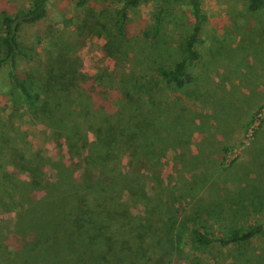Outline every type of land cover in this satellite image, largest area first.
<instances>
[{"label":"rangeland","instance_id":"rangeland-1","mask_svg":"<svg viewBox=\"0 0 264 264\" xmlns=\"http://www.w3.org/2000/svg\"><path fill=\"white\" fill-rule=\"evenodd\" d=\"M11 4L19 8L25 2L12 0ZM200 6L207 16L204 24L194 23L187 0H181L164 10L159 32L150 39L146 31L152 23L156 4L149 1L140 5L130 15L127 39L112 46L117 52L108 53L106 30L95 21L99 4L93 3L90 11L84 12L73 7L70 0H55L48 5L46 18L21 26L17 42L25 55L16 56V65L20 73H28L39 84L44 82L45 71L50 68L52 73L71 68L74 75L102 76L101 83L115 91L118 90L115 87L128 86L132 80H138L136 88L139 90L135 95L138 102L147 98L151 92L149 85L155 82L157 91L154 89L156 92L149 95L146 106L137 103V116L132 123L143 125L154 116L159 132L163 124L177 125L174 118L180 114L181 124L167 136L175 137V141L168 144H172L179 155L173 156V150L167 148L158 158L159 164L163 162L159 170L166 175L170 171L168 162H180V159L191 166L182 170V175L177 173L168 189L178 196L183 191L180 190L181 180L193 174L195 184L201 185L197 190L199 196L209 201L212 208L219 201V208L223 206L226 211L242 193H248L245 196L253 203L259 197L257 194L264 201L263 142L257 147L253 144L254 131L264 118V0L254 12L248 10L244 0H200ZM188 33L199 38L195 43L198 53L193 68L195 80L180 96H174L171 106H165L164 101L171 92L167 88L162 90L164 84L151 75V71L177 58V48L183 45ZM117 100L118 105H122L119 96ZM58 110L41 104L35 110L28 109L9 82L7 68H0L1 225H11L12 218L19 212L18 207L11 205L20 207L19 197L15 198L18 192H35L37 198L44 194L42 187L53 178L49 164L61 160L65 154L64 147L57 146L50 119L54 120ZM163 117L166 122L161 121ZM87 137L94 139L90 133ZM194 154L197 160L193 159ZM14 161L19 165L13 167ZM28 161H34L38 167L36 173L41 178V188L30 184V175L23 169L28 167ZM65 162L73 177L81 173L80 158L67 156ZM240 164H244L243 170L237 167ZM244 184H254L257 189L249 191ZM49 192L53 193V189ZM121 200L130 204L125 194ZM242 201L245 202V198ZM132 205L134 213L139 205ZM242 208L233 219L237 224L264 222V203L261 210L254 211L250 204ZM227 221L225 216L220 224H228ZM192 224L189 222L180 229L179 238L172 242L175 250L171 256L164 259L149 256L147 264H264V235L238 245L199 247L189 237ZM214 230L219 233L217 226Z\"/></svg>","mask_w":264,"mask_h":264},{"label":"trees","instance_id":"trees-1","mask_svg":"<svg viewBox=\"0 0 264 264\" xmlns=\"http://www.w3.org/2000/svg\"><path fill=\"white\" fill-rule=\"evenodd\" d=\"M11 1L0 0V68H7L9 82L28 109L35 110L39 104L43 107L51 105L55 111L59 109L54 120L51 115L47 117L51 119L57 146L64 147L65 154L61 160L49 164L53 178L44 187L34 161H28V167L24 166L30 175V184L42 187L44 194L38 198L35 192L16 194L20 207L11 205L18 207L19 212L12 218L11 225L0 224V264H147L149 256L163 259L171 256L175 250L173 240L179 238L180 229L189 222L194 223L188 230L189 237L199 247L238 245L264 235V222L242 225L233 220L243 205L250 204L254 211L261 210L264 201L259 194L255 203L245 196L248 193L239 194L237 201L225 211L223 206L219 208V201L212 208L209 201L199 196L197 190L201 185L195 184L193 174L181 180L180 190L183 191H179L178 196L168 189L175 175H182V170L191 166L180 159V162H168L170 171L166 175L159 170L163 162L159 164L158 158L168 149L173 150L172 144L168 143H173L175 137L167 136L181 124L180 114L174 118L177 125L163 124L159 132L154 116L143 125L132 123L137 116V103L146 106L149 95L157 91L155 82L148 81L151 92L145 100L138 102L135 100L138 80H132L128 86L115 87L118 89L115 91L101 83L99 78L102 76L74 75L71 68L58 69L56 73L50 72L51 68L46 70L42 84L28 73H20L16 56L25 53L17 42V34L23 24L46 18L48 5L55 0H23L25 5L19 8L13 7ZM70 1L73 7L84 12L90 11L93 3L99 4L100 11L95 16L98 20L95 21L106 30L105 47L109 53L117 52L118 49L112 46L126 38L131 26L130 15L140 5L149 1L156 4L152 23L146 31L148 38L154 39L164 10L181 0ZM244 1L251 12L263 4V0ZM187 4L194 23L204 24L207 16L201 9L200 0H187ZM198 40V35L188 33L183 45L177 48V58L166 66L152 69L151 75L164 84L162 90L167 88L171 92L172 99H165V106H171L174 96H180L188 85L193 84ZM157 87L161 86L157 84ZM118 96L122 101H119L120 106ZM161 121H165V117ZM263 129L264 118L257 124L253 143L257 147L263 142L262 149ZM89 133L94 139L88 140ZM177 152L175 148L173 156ZM67 156L80 158L83 163L82 171L76 177L67 167ZM194 156L197 160L196 154ZM13 163V167L19 165ZM237 167L243 170L244 164ZM244 187L249 191L257 189L254 184H244ZM50 188L53 193L49 192ZM159 188L164 192L157 191ZM124 194L130 204L121 200ZM132 203L139 205L134 213ZM224 215L228 224L221 225ZM215 226L219 233L215 232Z\"/></svg>","mask_w":264,"mask_h":264}]
</instances>
